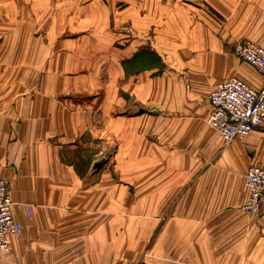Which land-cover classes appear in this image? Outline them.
Here are the masks:
<instances>
[{"label": "crops", "instance_id": "0c3cea01", "mask_svg": "<svg viewBox=\"0 0 264 264\" xmlns=\"http://www.w3.org/2000/svg\"><path fill=\"white\" fill-rule=\"evenodd\" d=\"M240 40L264 0H0V264H264V120L227 146L206 121L219 81L264 86Z\"/></svg>", "mask_w": 264, "mask_h": 264}, {"label": "built area", "instance_id": "2783aa9c", "mask_svg": "<svg viewBox=\"0 0 264 264\" xmlns=\"http://www.w3.org/2000/svg\"><path fill=\"white\" fill-rule=\"evenodd\" d=\"M233 50L238 58L264 73V46L252 40H240ZM264 120V86L255 89L237 76L219 81L209 93L208 125L216 130L225 146L234 139L247 136ZM248 191L240 208L255 218L264 207V164H252L244 178ZM8 180L0 177V256L9 251V238L20 236L21 224L14 218ZM29 211L30 206L24 204ZM124 264H140L128 260Z\"/></svg>", "mask_w": 264, "mask_h": 264}]
</instances>
